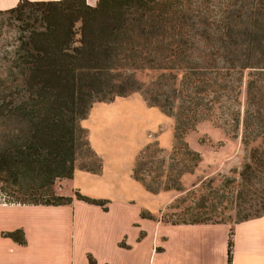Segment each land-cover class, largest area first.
<instances>
[{"label": "trees", "instance_id": "16d2710c", "mask_svg": "<svg viewBox=\"0 0 264 264\" xmlns=\"http://www.w3.org/2000/svg\"><path fill=\"white\" fill-rule=\"evenodd\" d=\"M3 11L19 24L8 76L0 80L11 96L0 101V189L26 185L27 192L2 203L70 202V196L50 191L55 178L73 175L77 129L86 136L79 142L97 161L80 169L97 173L101 167L78 121L92 103L137 91L148 106L174 119L173 155L181 151L200 160L183 135L203 120L233 137L240 129L244 147L259 141L239 173L245 187L236 197L246 210L239 221L264 214L262 193L245 198L251 191L246 185L264 167V0H18ZM137 71L153 75L139 81ZM4 118L10 126L1 123ZM152 147L146 144L137 154L132 176L155 193L139 170L146 150L164 151ZM75 196L106 208L105 199L78 191ZM188 215L164 221L220 223L193 210ZM141 216L156 219L148 211ZM4 235L24 242L21 229ZM232 235L230 228L226 264L232 263Z\"/></svg>", "mask_w": 264, "mask_h": 264}, {"label": "crops", "instance_id": "0c3cea01", "mask_svg": "<svg viewBox=\"0 0 264 264\" xmlns=\"http://www.w3.org/2000/svg\"><path fill=\"white\" fill-rule=\"evenodd\" d=\"M17 1L0 0V8ZM141 105L158 117L154 107L145 101ZM120 121L101 119L99 129L83 121L101 167L97 173L75 170L72 177L81 172L92 190L74 185L62 193L71 201L57 205L0 203V264H226L230 228L231 264H264V214L232 224H173L142 217L141 212L154 214L155 208L140 204L137 196L152 193L133 178L132 168L148 143L136 137L121 143ZM72 189L107 200L106 208L76 198ZM15 229L22 230L23 243L4 235Z\"/></svg>", "mask_w": 264, "mask_h": 264}, {"label": "rangeland", "instance_id": "374dc122", "mask_svg": "<svg viewBox=\"0 0 264 264\" xmlns=\"http://www.w3.org/2000/svg\"><path fill=\"white\" fill-rule=\"evenodd\" d=\"M95 2L96 0L87 3L94 5ZM5 9L7 8H0V80L8 76V60L16 43L19 24L12 14L3 11ZM152 75V72L137 71L135 77L139 81H147ZM246 80L247 72L244 73L242 79L241 103L245 102ZM3 96L6 97V100L11 99L9 89L0 81V101ZM143 101L145 100L142 94L137 91L125 96H115L111 101H96L92 103L87 116L78 121V126L84 129V121V123L93 124L99 129L97 124L101 119L113 118L119 119V121L121 119L120 122L123 120L119 132L121 143L136 137L139 141L144 140L148 144H152L153 147L166 146L162 147L164 149L162 152L146 150L139 164V170L146 185L156 192H151L152 194L149 193L148 196L144 192H140L137 199L140 204L155 208L153 215L157 220L168 221L180 218L188 220L191 217L188 214L193 210V212L202 213L207 217L208 222L232 224L239 221L246 212L239 206L243 204V201L236 197L237 189L245 187H241L239 184V173L243 164L248 160L249 149L258 146L259 141H252L247 147H244L241 142L240 129L238 135L233 137L225 128L213 121H200L195 129L183 135L187 145L199 153L200 160L195 163L191 155H185L181 151L175 155L170 153L174 142V119L155 107L154 111L158 117L148 114L141 105ZM1 123L10 126L12 121L4 118ZM132 128H136L135 135L131 133ZM1 134L0 131V138ZM74 135L76 139L74 169L80 171L83 166L94 168L97 163L95 157L88 152L87 145L79 142L86 141L85 133L77 129ZM153 147L151 149H154ZM260 171L246 185L255 193L250 191L248 195H245V198H257L261 193L264 195V167H261ZM67 179L64 177L55 178L50 192L55 195H63L64 192H70L74 185L85 190L93 188L81 172L70 178L69 181ZM126 191L133 190L127 187ZM26 192V185L21 187L6 184L5 190L0 189V203L12 199L11 196L16 198L21 195L19 197H22ZM34 192L29 191L28 194L32 195ZM72 192L75 195L76 190L72 189ZM252 201L254 202V200Z\"/></svg>", "mask_w": 264, "mask_h": 264}]
</instances>
